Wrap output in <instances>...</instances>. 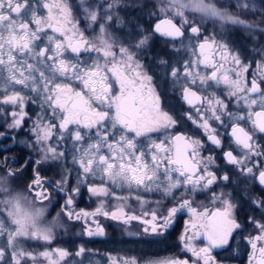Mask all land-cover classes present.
<instances>
[{
    "label": "snow or ice",
    "instance_id": "1",
    "mask_svg": "<svg viewBox=\"0 0 264 264\" xmlns=\"http://www.w3.org/2000/svg\"><path fill=\"white\" fill-rule=\"evenodd\" d=\"M231 7L236 11L212 0H78L75 8L70 0H0V138L30 122L26 146L39 157L36 165L58 167L70 157L76 186L65 189L67 169L49 183L65 193L63 216L82 222L89 237L105 235L97 217L126 229L136 221L143 233L161 236L178 213L189 214L179 240L191 256H109L107 264H219L213 250L237 236L247 241V264H264V0L259 6L235 0ZM145 14L156 18L154 24L144 26ZM208 20L219 22V34H206ZM226 25L261 41L253 60L224 38ZM89 29L96 34L87 35ZM157 38L174 55L186 51L190 58L150 62ZM169 82L187 105L180 114L162 107L158 88ZM61 144L70 147L58 150ZM219 161L231 168L221 172ZM33 171L24 191L10 187L17 170L0 176V264H73L68 258L83 256V246L74 254L43 247L64 225L61 213L41 222L47 209L34 201L52 197L39 170ZM232 175L244 177L259 217L242 221L237 215L238 194L224 190ZM81 187L100 198L92 212L72 207ZM117 188L134 189L142 209L140 192H158L157 208L127 211L130 196L118 195ZM198 193H207L212 207H195ZM107 198L120 203L108 210Z\"/></svg>",
    "mask_w": 264,
    "mask_h": 264
},
{
    "label": "flooded vegetation",
    "instance_id": "2",
    "mask_svg": "<svg viewBox=\"0 0 264 264\" xmlns=\"http://www.w3.org/2000/svg\"><path fill=\"white\" fill-rule=\"evenodd\" d=\"M74 7L77 6L78 0H70ZM145 27L154 24L156 18L149 17L147 14L144 15ZM213 23L208 20L204 25L206 34H212L214 31L219 34L220 29H213ZM89 36L95 35L91 29L88 30ZM240 31L237 30H224V38L230 43V45L238 50L242 57L247 56L248 60L251 61L256 57V49L260 47L257 46V39L254 41L248 35H241ZM160 56L170 57L173 62L176 60H183L190 58V52L181 51L179 55H174L170 46L164 43L162 38H157L150 50L148 55V60L151 62L158 59ZM161 93L162 107L169 112L174 114H180L183 108L187 105H183L179 101L178 93L173 90L171 82L167 85L161 84L158 88ZM217 91H221L218 89ZM36 108L35 105L30 106V111ZM234 110H236L234 108ZM31 124L29 122L22 130L11 133L9 137L0 138V176L6 174L7 168H12L18 171L16 177L10 178V187L15 191H24L27 185L30 183L34 175V169H38L42 179L45 182V187L52 197L51 202L45 201L41 204L39 201H34V206L36 208L46 207L45 216L42 219V223L47 224L57 217L58 213H61V207L64 204L65 193L59 191L55 187H49V183L54 185L62 175L65 174L67 169V175L69 177L68 184L64 187L65 189L69 187H75L77 184V173L76 167L71 163L70 157L62 166L51 167L49 164L36 165L34 163L35 159L39 157L35 152L32 151L31 147L26 146L31 143L29 140L30 132L29 128ZM188 127H191L190 122H188ZM184 130H188L185 128ZM195 129H193L194 131ZM69 146L61 144L58 150L67 151ZM7 158L5 162L4 158ZM219 168L221 172L227 171L231 166L225 165L223 161H219ZM231 175V173H229ZM244 179L242 176L232 175V183L230 186L224 188L225 191H233L238 194L236 203L238 205L237 215L242 221L250 216L259 217L261 215L259 209L255 208V205L250 204L247 191L245 188L248 187L241 183ZM99 183V180L94 181ZM219 190V189H218ZM249 190H251L249 188ZM116 193L118 195L130 196V199L126 203V210L130 212H135V214L140 215L144 210H151L157 208L156 201L160 199V193L158 192H140L142 199L146 201L143 209L141 208L139 202L135 199L136 192L133 189L131 192L127 188L119 189L117 188ZM100 203V198L93 197L87 192L86 187H81V192L79 195L75 196L74 204L72 207L75 211L79 212L81 210L92 212L94 211ZM120 203L112 198H107L105 203V208L108 210H113L114 207ZM194 206L202 210V207H212L210 203V196L207 193H198L194 198ZM164 207H170L171 204L167 201L163 202ZM158 210H162L159 209ZM100 224L105 230L104 236H94L89 237L83 234V224L80 221H68L67 217L63 216L61 213L60 220L64 225L62 228L56 230V239L51 245H46L43 247L50 248H65L71 253H75L80 244L87 245L94 252L104 254L106 256H121V257H137L142 260H164L167 258H172L175 256H181L187 258L191 256L190 253H183L181 251L182 245L180 243L179 237L184 231V226L186 222L190 219L189 214L186 211L178 213L177 218L172 227H170L163 235H151L145 234L141 231L144 225L133 221L130 228L126 229L124 225L112 221L104 217H97ZM150 219V217H146ZM248 231H251L249 229ZM248 232H243V236H247ZM33 243V242H29ZM194 243L197 246H204V241L196 240ZM41 248V247H40ZM249 248L247 246V241L242 239V237L237 236L230 244L224 248H217L213 250V255L216 256L219 264H247L248 261ZM77 257L75 255L71 256V259ZM70 258V257H69Z\"/></svg>",
    "mask_w": 264,
    "mask_h": 264
},
{
    "label": "rangeland",
    "instance_id": "3",
    "mask_svg": "<svg viewBox=\"0 0 264 264\" xmlns=\"http://www.w3.org/2000/svg\"><path fill=\"white\" fill-rule=\"evenodd\" d=\"M212 2H214L217 6H222L224 8H227L229 11H236V9H233L231 7V5L235 3V0H212ZM255 3L257 4V6H259V0H255ZM186 15H188L190 18L199 20V14L198 13L188 11V12H186ZM211 22L214 24L212 27L213 29H220L219 22H214L212 20H211ZM224 30H229V31L237 30V31L241 32L240 33L241 35H248L244 29L235 28L234 26H231V25H226ZM87 33H89V32H87ZM92 34H96V33H92ZM91 36H93V35H91ZM259 45H261V41L259 39H257V46H259ZM3 243H4V241L2 239H0V244H3ZM81 246H83L86 249V252L83 256H77V257H74L72 259H71V257L68 258V260L73 261V264H107L108 256L101 254V253L98 254V252H94V250H91L87 245H84L82 243L80 244L79 248ZM47 248L51 249L50 247H47ZM29 250L41 251V250H43V247H41V248H30ZM65 264H67V262H65Z\"/></svg>",
    "mask_w": 264,
    "mask_h": 264
}]
</instances>
